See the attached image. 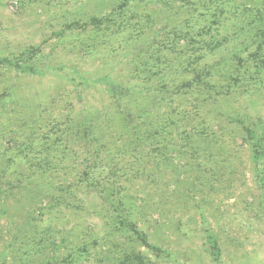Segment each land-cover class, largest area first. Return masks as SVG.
Segmentation results:
<instances>
[{"label":"rangeland","instance_id":"obj_1","mask_svg":"<svg viewBox=\"0 0 264 264\" xmlns=\"http://www.w3.org/2000/svg\"><path fill=\"white\" fill-rule=\"evenodd\" d=\"M0 264H264V0H0Z\"/></svg>","mask_w":264,"mask_h":264},{"label":"trees","instance_id":"obj_2","mask_svg":"<svg viewBox=\"0 0 264 264\" xmlns=\"http://www.w3.org/2000/svg\"><path fill=\"white\" fill-rule=\"evenodd\" d=\"M222 10L223 9L221 8L220 11H222ZM3 61L6 62L8 65H11V66H19L18 63L14 64L11 61L10 58H4ZM246 132L248 133V135L250 136V138H254L253 131H251L250 128H246ZM256 157H258L257 154H256ZM133 214L134 213L132 212V210H130V212L127 213V216L128 217H131V216H133ZM119 222H117V226H118V229L120 230L119 224L124 225L125 223L123 222V220H120ZM125 227H127L129 231L131 230V232L135 233L137 235V237H139L140 242L142 243L143 246H146V247L152 246L150 244L149 240H148V235L145 232L141 231L138 228L139 226H138V224H137L136 221H130V222H128L127 223V226H125ZM211 242H212L211 243V249L214 251L215 255H217L218 254V251H219L218 242H217L216 239H211Z\"/></svg>","mask_w":264,"mask_h":264}]
</instances>
